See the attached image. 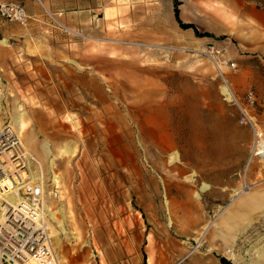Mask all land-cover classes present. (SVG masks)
Returning <instances> with one entry per match:
<instances>
[{"label": "rangeland", "instance_id": "obj_1", "mask_svg": "<svg viewBox=\"0 0 264 264\" xmlns=\"http://www.w3.org/2000/svg\"><path fill=\"white\" fill-rule=\"evenodd\" d=\"M178 1L210 36L162 0L156 40L0 41V129L37 158L61 264H264V0Z\"/></svg>", "mask_w": 264, "mask_h": 264}, {"label": "crops", "instance_id": "obj_2", "mask_svg": "<svg viewBox=\"0 0 264 264\" xmlns=\"http://www.w3.org/2000/svg\"><path fill=\"white\" fill-rule=\"evenodd\" d=\"M159 1L162 0H0L5 3L22 4L31 16L26 25L0 16V41L7 44L8 40L15 48H25L35 41L49 40L51 37L61 35L58 23L71 31L69 38L71 58L77 56V51L72 50L74 48L90 51L92 44L85 42L82 38L85 35L111 36L116 33L113 30L117 29L119 37L156 40ZM170 3L173 14V1ZM171 24L173 31L176 29V32L190 35L189 28L184 30L177 20L176 26L173 22ZM197 196L200 197V193Z\"/></svg>", "mask_w": 264, "mask_h": 264}, {"label": "built area", "instance_id": "obj_3", "mask_svg": "<svg viewBox=\"0 0 264 264\" xmlns=\"http://www.w3.org/2000/svg\"><path fill=\"white\" fill-rule=\"evenodd\" d=\"M0 16L22 25L28 24L31 19L25 7L19 3L0 2ZM222 87L231 91L226 78L223 79ZM248 98L253 101V92L248 93ZM248 117L245 113L241 118L242 122H246ZM9 128L5 127L0 132V155H5L2 153L4 150L11 149L12 140L17 141L14 133L3 132ZM257 135L255 154L264 158V146L260 147L259 142L264 137ZM260 150L262 154L259 153ZM8 158H11L10 154L3 156L4 163L10 164L0 166V264H61L52 241V226L56 221L47 215L48 209H56L38 208L45 195L43 183H31L28 178L29 166H23L22 163L14 167L13 161H10L12 158ZM18 183L20 194L17 196L21 199H17L14 204L4 194H11Z\"/></svg>", "mask_w": 264, "mask_h": 264}, {"label": "bare ground", "instance_id": "obj_4", "mask_svg": "<svg viewBox=\"0 0 264 264\" xmlns=\"http://www.w3.org/2000/svg\"><path fill=\"white\" fill-rule=\"evenodd\" d=\"M0 95H1V89H0ZM3 95V94H2ZM1 95V96H2ZM20 117H21V115H20ZM22 118V117H21ZM21 121V120H20ZM14 123H15V120L12 122V124L14 125ZM16 123L17 124H15V126H17L18 127V129L20 130L21 128V126H18V124H19V121L17 120L16 121ZM21 123V122H20ZM1 125V124H0ZM10 126H11V128H9V130H4L3 132H8V133H14L15 135H16V139H17V141L15 140V141H11V149L10 150H4L2 153L3 154H5V155H0V166H6V165H8V164H10L9 162L7 163V164H5L4 163V161H5V159H3V156H6V155H8V154H10L11 155V158L13 157V156H16L15 158H8L10 161H13V165H14V167H16L17 166V164H22L23 163V166H25V165H28L29 166V170H28V177H30L31 178V183H36L37 182V179H40V180H43L44 181V175L42 174V172H39V176H35V174L33 173V171L31 170V166H32V163L34 162L33 161V159L35 160V162L37 163L38 161H37V158H35V155H34V153L31 151V153L33 154V158H32V156H31V154H30V151L28 150V148L26 147V145L24 144V142H23V140H22V138H21V136H20V134H19V132L17 131V129L13 126V125H11V124H9ZM4 128V126H1V129H0V132L2 131V129ZM23 137H24V134H23ZM25 139H27L28 140V136L26 135L25 136ZM260 147H263L264 146V138H260ZM262 151H263V149H262ZM264 152V151H263ZM263 152H261V150L259 151V153H263ZM8 153V154H7ZM4 158H6V157H4ZM20 159V160H19ZM16 164V165H15ZM41 167V166H40ZM21 168V167H20ZM19 168V169H20ZM23 171V170H22ZM40 171H42V170H40ZM22 182H24V181H22ZM20 183H18V184H16L15 185V189L13 190V191H11L12 193L11 194H9V195H7V194H4L5 195V197H6V199H9V200H13V202H14V204H16L17 203V201L19 200V199H21V198H19L17 195H19L20 194V192H19V189H20V187L18 186ZM42 185V184H41ZM43 187H44V184H43ZM10 193V192H9ZM45 194V193H44ZM7 195V196H6ZM1 196H3L2 194H1ZM45 196V195H44ZM18 199V200H17ZM46 198H44L43 199V202H42V200H41V204H40V206L38 205V208H43V206L44 207H46L47 206V202H46V200H45ZM6 208V207H5ZM8 208V207H7ZM46 222H48L47 220H46ZM56 232V231H55ZM55 240H57L56 239V235H55V233H54V231H53V234H52V241H53V246H54V243H55ZM57 243V242H56ZM57 245V244H56Z\"/></svg>", "mask_w": 264, "mask_h": 264}, {"label": "trees", "instance_id": "obj_5", "mask_svg": "<svg viewBox=\"0 0 264 264\" xmlns=\"http://www.w3.org/2000/svg\"><path fill=\"white\" fill-rule=\"evenodd\" d=\"M174 13H175V18L180 23L181 27H183V28H194L196 34L199 35V36H210V34L207 33V32L201 33L196 28V26L194 24L183 22V20H182V18L180 16V9H179V1L178 0L175 1ZM221 261H222L223 264H230V262L224 257L221 258Z\"/></svg>", "mask_w": 264, "mask_h": 264}]
</instances>
